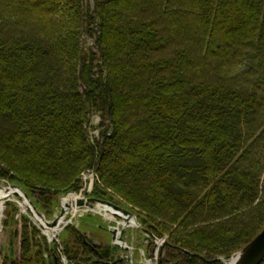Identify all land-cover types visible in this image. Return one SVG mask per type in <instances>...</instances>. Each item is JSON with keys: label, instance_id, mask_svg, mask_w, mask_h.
Here are the masks:
<instances>
[{"label": "trees", "instance_id": "obj_1", "mask_svg": "<svg viewBox=\"0 0 264 264\" xmlns=\"http://www.w3.org/2000/svg\"><path fill=\"white\" fill-rule=\"evenodd\" d=\"M88 1L0 0V180L50 211L94 171L168 236L159 264H225L264 229V0ZM20 221L0 264H125Z\"/></svg>", "mask_w": 264, "mask_h": 264}, {"label": "rangeland", "instance_id": "obj_2", "mask_svg": "<svg viewBox=\"0 0 264 264\" xmlns=\"http://www.w3.org/2000/svg\"><path fill=\"white\" fill-rule=\"evenodd\" d=\"M88 6L91 8V10L94 9V1L89 0ZM94 37H89L88 35H84L83 37V45L87 48H93L95 51H97L96 48H94ZM96 63L100 64L101 60L98 59ZM102 121V116L98 113L91 114L90 120H89V131H90V138L93 140L95 137H99L100 128H98V125ZM91 172H86L82 176L83 185L82 188L79 191H71L78 194L85 195L87 197H96L93 194V190L91 192V189H89V180L86 178L88 174ZM94 175V184L96 182L97 175L95 173H92ZM11 183L6 180H0V186L8 187ZM94 184L92 188H94ZM70 193V192H69ZM68 193L62 195L61 197L67 196ZM103 199V198H100ZM106 200V199H105ZM108 201H111L113 203L119 204L121 206L127 207L132 209V212L135 214V207L131 204L127 203L126 201H122V203L115 202L113 200L107 199ZM11 205H16L20 209V214H18V222L12 221L10 219L9 211L11 208ZM62 203L61 198L59 199L58 205L50 211H47L46 209L43 210L42 208H38L46 217L47 220L52 221L54 218L59 216L61 214L62 209ZM134 209V210H133ZM21 214H28L29 217L32 218L29 211H25L22 209V207L19 205V203L14 201H8L5 205V209L3 211V219H2V230L0 232V252L3 256L9 255L10 252L14 254V256L20 255V245H21ZM70 217H72L73 222L69 225H72L73 227L77 228L82 234L87 236V240L94 245L98 246H107L111 245L112 243V236L110 233V227L118 226V222H121V217L112 216V219L106 218L103 214H100L98 212H92L87 211L84 213H76L73 214L71 211L68 212ZM137 215V214H136ZM111 216V215H110ZM67 218V217H66ZM69 219V217L67 218ZM9 221V223H8ZM35 225H37L35 222H33ZM142 224L134 225V226H127L125 227V231L123 232V240L126 242L130 247H132L131 253H133L134 257H136V262H139L141 259L146 257V260H149L152 264H156L157 256L160 257L161 248L157 250V246L155 247L153 242L149 239L147 236V233L143 229ZM68 226V225H67ZM42 231L43 229L40 228ZM43 233V232H42ZM47 239L49 238L47 235H45ZM167 236V235H165ZM163 236V237H165ZM70 238L69 233L66 231V226L63 227L59 231V235H57V240H49V242H54L58 244V246L61 245L63 240ZM72 239V237L70 238ZM61 250L62 247L60 246ZM65 259L67 261V258L63 255L61 257V260Z\"/></svg>", "mask_w": 264, "mask_h": 264}, {"label": "bare ground", "instance_id": "obj_3", "mask_svg": "<svg viewBox=\"0 0 264 264\" xmlns=\"http://www.w3.org/2000/svg\"><path fill=\"white\" fill-rule=\"evenodd\" d=\"M86 178H88L90 182L89 189H92L95 180L94 175L92 173H89ZM8 201L17 202L19 203V205L22 207L23 210L30 212V209L28 208L29 206L28 201L24 198L22 191L17 190L14 187L0 186V232L2 230L3 211ZM85 201H86L85 195L74 192L63 197L61 203H62V207L65 209V215L69 211H71L73 214L92 211V212H98L100 214H103L106 218L112 219L113 212H115L125 216V218H123L124 220L119 222V224H121L120 229L121 226L127 227V226L138 225V222L136 221L135 217H129L126 221L125 219L127 218V215H124L121 211L115 210L112 207H109L105 204L98 202L95 203L94 206H87ZM33 212H34V216H32V218L34 222L43 229L44 233L50 239H53L56 236V234L59 233L61 226L58 228L50 227L48 226L46 219L39 216L35 210H33ZM60 222L66 224V217L64 216L60 218ZM71 222H73V220H71ZM118 231L120 232L121 230L118 229ZM117 241L119 242V244H121L122 247H125V245L129 246L124 241H120L119 239H117Z\"/></svg>", "mask_w": 264, "mask_h": 264}, {"label": "water", "instance_id": "obj_4", "mask_svg": "<svg viewBox=\"0 0 264 264\" xmlns=\"http://www.w3.org/2000/svg\"><path fill=\"white\" fill-rule=\"evenodd\" d=\"M9 187H14L17 190H20L23 192L24 198L28 201V205H29L28 208L30 209L31 216H34L33 210H35L39 216L46 219L45 215L38 210V208L34 205L33 201L29 198L28 194L21 188V186H19L17 184H11V185H9ZM71 193H73V192H70L68 194H71ZM61 201H62V198H61ZM85 202H86L87 206H94V204L97 202L102 203V204H105V205L112 207L116 210L122 211L125 215H129V216L133 215V213L129 209H127V208H125L119 204L105 200V199H100V198H96V197H86ZM115 214L121 216L118 213H115ZM64 216L69 217V219H66V224H63V222H60V218H62ZM71 219H72V217H70V215L68 213H66V215H65V209L62 208L61 214L59 216L54 218L52 221L47 220V219H46V221H47L48 226L53 227V228H58V227L62 226L61 227V229H62L63 227L67 226L68 224L72 223ZM31 220L33 221L32 218H31ZM43 233H44V231H43ZM57 235H59V233L56 234V236L53 239H50V238H48V239L49 240H57ZM116 238H117L116 230H112V239H113L112 251L114 253H117L119 251V248H120L119 245L117 244V242H115ZM120 239H123V237L120 236ZM125 249L127 250L128 248H125ZM263 260H264V229L254 239H252L244 248H242L240 251L233 254V256L230 259L224 260V262L226 264H228V263H230V264H261Z\"/></svg>", "mask_w": 264, "mask_h": 264}, {"label": "built area", "instance_id": "obj_5", "mask_svg": "<svg viewBox=\"0 0 264 264\" xmlns=\"http://www.w3.org/2000/svg\"><path fill=\"white\" fill-rule=\"evenodd\" d=\"M158 242V240H156ZM126 264H152L149 260H146V258L141 259L139 262L134 261V259L127 260ZM157 264V263H156Z\"/></svg>", "mask_w": 264, "mask_h": 264}]
</instances>
